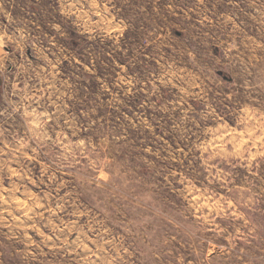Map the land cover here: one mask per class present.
Masks as SVG:
<instances>
[{"label": "rangeland", "instance_id": "1", "mask_svg": "<svg viewBox=\"0 0 264 264\" xmlns=\"http://www.w3.org/2000/svg\"><path fill=\"white\" fill-rule=\"evenodd\" d=\"M0 264H264V0H0Z\"/></svg>", "mask_w": 264, "mask_h": 264}, {"label": "water", "instance_id": "2", "mask_svg": "<svg viewBox=\"0 0 264 264\" xmlns=\"http://www.w3.org/2000/svg\"><path fill=\"white\" fill-rule=\"evenodd\" d=\"M1 86H2V82H1V78H0V91H1Z\"/></svg>", "mask_w": 264, "mask_h": 264}]
</instances>
